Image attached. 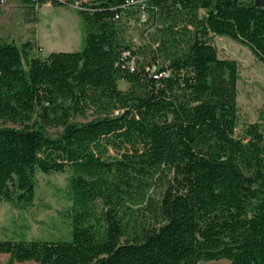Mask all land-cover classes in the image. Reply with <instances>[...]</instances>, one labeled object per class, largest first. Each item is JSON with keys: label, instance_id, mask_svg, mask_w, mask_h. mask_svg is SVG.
Here are the masks:
<instances>
[{"label": "trees", "instance_id": "1", "mask_svg": "<svg viewBox=\"0 0 264 264\" xmlns=\"http://www.w3.org/2000/svg\"><path fill=\"white\" fill-rule=\"evenodd\" d=\"M22 1L30 15L78 3L86 33L44 57L35 40L0 41V201L29 205L38 172L68 171L69 234L0 239V253L264 264V109L240 124L238 64L212 43L228 36L264 65V0Z\"/></svg>", "mask_w": 264, "mask_h": 264}, {"label": "rangeland", "instance_id": "2", "mask_svg": "<svg viewBox=\"0 0 264 264\" xmlns=\"http://www.w3.org/2000/svg\"><path fill=\"white\" fill-rule=\"evenodd\" d=\"M0 15V41H15L18 45L35 40L37 46L32 56L44 57L51 51L81 49L86 28L79 14L78 3L54 5L51 1L40 4L33 15L26 11L22 0H7ZM33 19H29L32 17ZM146 17V16H145ZM141 27L133 21L128 35L139 42ZM212 43L222 58L234 59L238 64L237 104L240 124L259 120L264 109V65L249 48L225 35H214ZM126 88L125 81H119ZM91 118L75 117L78 122ZM4 124L0 120V127ZM68 171L38 172L35 197L29 205L15 206L0 201V239H58L68 238L69 223L64 213L71 202L67 198ZM225 259L199 261L196 264H227ZM0 264H39L35 261L18 262L8 253H0Z\"/></svg>", "mask_w": 264, "mask_h": 264}, {"label": "built area", "instance_id": "3", "mask_svg": "<svg viewBox=\"0 0 264 264\" xmlns=\"http://www.w3.org/2000/svg\"><path fill=\"white\" fill-rule=\"evenodd\" d=\"M6 1H7V0H0V3H1L2 5H4V4L6 3ZM141 19H142L143 21L145 20V15H144V14H142ZM132 67H133V66H132V63H130V68L133 69Z\"/></svg>", "mask_w": 264, "mask_h": 264}, {"label": "water", "instance_id": "4", "mask_svg": "<svg viewBox=\"0 0 264 264\" xmlns=\"http://www.w3.org/2000/svg\"><path fill=\"white\" fill-rule=\"evenodd\" d=\"M263 0H258L257 4H262Z\"/></svg>", "mask_w": 264, "mask_h": 264}]
</instances>
